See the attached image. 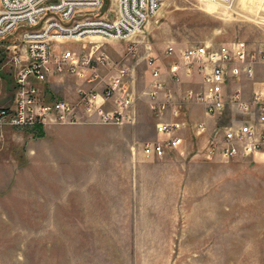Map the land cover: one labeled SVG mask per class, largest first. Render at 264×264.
I'll use <instances>...</instances> for the list:
<instances>
[{"label": "rangeland", "instance_id": "obj_1", "mask_svg": "<svg viewBox=\"0 0 264 264\" xmlns=\"http://www.w3.org/2000/svg\"><path fill=\"white\" fill-rule=\"evenodd\" d=\"M115 3L104 0L101 14L114 16ZM64 41L59 51L71 48L75 59L69 65L77 64V68L69 70L61 64V70L37 83L42 102L75 99L84 91L104 96L108 81L122 69L126 70L123 81L137 94L150 85L148 70L183 66L182 53L193 46L207 45L216 51L230 45L235 50L242 43L248 57L252 52L264 53V0H167L149 17L143 30L129 39ZM12 43L11 38L0 42V109L12 106L16 99ZM105 56V62L98 60ZM258 68L261 78L254 82L263 85L264 66ZM166 78L172 88L177 84V91L202 90L194 78L191 87H186L189 82L184 76L180 82L171 75ZM248 82L252 81L230 79L227 93L242 86L246 98ZM250 97L253 99V94ZM248 113L231 105L221 116L207 117L205 134L218 126L243 123L250 117ZM76 114L80 118L75 123L92 121L80 108ZM199 121H194L196 128ZM40 125L0 127V164L8 165L0 168V264H264V158L253 161L239 156L226 161L197 156V166L190 169L189 160L145 155L153 164L162 165L157 175L164 174V166H180L173 172L174 176L179 173L177 182L180 180L173 184L174 200L161 196L166 193L169 197L170 184L149 180L153 176L149 175L146 183L144 178V183L135 185V206L126 209L127 214H110L115 209L106 201L94 209H79L76 204L67 208L62 185L52 191L48 182L50 169L46 165L56 163L47 161L44 144L35 143L38 152L33 156L29 153L28 143L40 140L49 123ZM149 130L151 127L144 128L142 134L151 137ZM181 130L174 135L182 142L168 148L166 155L185 144ZM205 138L196 136L189 141V148L200 149ZM149 140L153 143L158 139ZM138 197L156 199L150 208V201L139 207Z\"/></svg>", "mask_w": 264, "mask_h": 264}, {"label": "built area", "instance_id": "obj_2", "mask_svg": "<svg viewBox=\"0 0 264 264\" xmlns=\"http://www.w3.org/2000/svg\"><path fill=\"white\" fill-rule=\"evenodd\" d=\"M165 1L117 0L118 11L114 12V16H106L100 12L104 0H0V42L14 39L10 62L15 70L17 87L15 103L0 109V127L4 124L23 127L79 119L77 108L71 103L65 100L44 103L39 98L37 83L53 76L56 69L61 70V64L67 65L69 70L77 68V64L73 67L69 65L75 59L74 51L71 48L59 51L61 44L64 40L84 37L129 39L143 30L148 18L154 16ZM238 45L235 50L224 45L216 51L207 45L193 46L182 53L184 66L189 70L199 68L204 73L203 90H190L188 96L203 104L207 117H219L231 105L250 114L243 123L218 126L212 132L208 160L217 158L227 161L264 153V82L263 89L254 90L253 99L249 101L245 100L242 86L230 95L226 89L230 79L255 81L261 77L258 67L264 66V53L252 52L248 57L245 45ZM105 58L98 60L105 62ZM212 63L215 66L212 67ZM120 71L121 74L108 81L104 91L105 98L115 99V110H94L99 94L84 91L80 98L84 108L95 112L105 123L119 124L130 119L127 110L134 98L123 81L126 70ZM154 76L160 77L158 70ZM167 104L162 102L157 105L155 102L152 108L163 114ZM183 126L180 121L162 122L158 130L168 133V139L147 143L145 155L164 158L168 148L182 142L183 139L174 134ZM208 128L207 122L197 124L200 132Z\"/></svg>", "mask_w": 264, "mask_h": 264}, {"label": "crops", "instance_id": "obj_3", "mask_svg": "<svg viewBox=\"0 0 264 264\" xmlns=\"http://www.w3.org/2000/svg\"><path fill=\"white\" fill-rule=\"evenodd\" d=\"M184 63L185 59L182 56L183 66L175 64L170 69L154 67V69L148 70L151 76L148 89L137 94L131 91L133 98L134 96L135 98L133 104L127 110L130 119L119 123L118 127L103 122L95 112L87 111L81 104L79 92L75 99H55L65 100L76 106L77 109L80 108L82 114L94 121L89 123L51 122L42 134L43 137L39 138L40 140L33 139L28 143L29 153L33 156L37 151L35 145L41 141L44 144L42 151L45 153L47 161L50 159L52 163H56L51 164L48 162L46 165L47 169H50L48 182L52 185V191L62 185V191L67 192V199L65 200L67 208L74 207L76 204L79 209H94L101 207L106 201L109 202L110 208L115 209L110 214H127L129 211L126 209H133L135 206L133 201L135 185L144 183V178L146 183L149 175H153L149 180L159 182L161 185L170 184L169 197L165 195L166 193L161 194V196L164 200H174L173 184L178 185L180 180L177 182L179 173L174 176L173 172L180 166H164V174L157 175L158 169H161L162 165L153 164V162L146 159L144 146L151 137L160 141L168 139V133L158 130V126L162 122L180 121L184 124L182 130L186 137L185 144L169 150L164 158L175 157V159L179 158V161L189 160L188 168L190 169L197 166V156L207 159L208 144L212 132L207 136L205 131L200 132L196 128V123H194L198 119L201 120L199 122L208 120L203 104L197 99L188 98L187 88V90H184L185 93L184 91H177V84L172 88L170 80L166 78L167 75H171L177 82H180L184 76V80L189 82V85L186 83V87H191V84H193L191 81L194 78V80H198L203 90L204 73L199 68L189 70L188 67L184 66ZM211 66H215V63H212ZM156 70L159 71L160 77L154 76ZM126 86L128 85L126 84ZM248 87L249 93L246 92V98H248L245 99L246 101L251 100L252 91L263 89V85H258L254 81L248 82ZM99 96L95 101L94 110H115L117 108L115 99L105 98L102 94H99ZM155 102H157V105L162 102L168 103L163 114H158L153 110L152 106ZM97 120L98 122H96ZM146 127H151V130H149L153 132L151 137L142 134ZM196 136L199 139L206 137L204 140L206 142L198 150L190 149L188 143L190 140H195ZM185 154L188 157L187 159ZM244 157L257 161L264 158V153L260 152ZM14 161L13 166L15 167L16 160ZM6 166L8 165L0 164L1 169ZM1 176H5V173ZM123 184L126 186H123ZM106 192L113 193V195H107ZM68 193L72 194L73 198L72 196L69 197ZM137 199L139 200L137 204L139 207L147 206L148 203L145 204V201H150L148 205L150 208L154 205L156 198L138 197ZM62 200L64 204V197ZM117 209L126 211H117ZM143 212L139 211L138 214ZM158 213L168 214L171 212L158 211Z\"/></svg>", "mask_w": 264, "mask_h": 264}, {"label": "bare ground", "instance_id": "obj_4", "mask_svg": "<svg viewBox=\"0 0 264 264\" xmlns=\"http://www.w3.org/2000/svg\"><path fill=\"white\" fill-rule=\"evenodd\" d=\"M165 2H166V1H165ZM165 2H164V3H165ZM164 3H163V4H164ZM163 4H162V5H163ZM113 8L115 9V11H118L117 0H116V3L113 4ZM148 19H149V18H148ZM147 21H148V20H147Z\"/></svg>", "mask_w": 264, "mask_h": 264}, {"label": "trees", "instance_id": "obj_5", "mask_svg": "<svg viewBox=\"0 0 264 264\" xmlns=\"http://www.w3.org/2000/svg\"><path fill=\"white\" fill-rule=\"evenodd\" d=\"M38 126H41L40 124H38Z\"/></svg>", "mask_w": 264, "mask_h": 264}]
</instances>
